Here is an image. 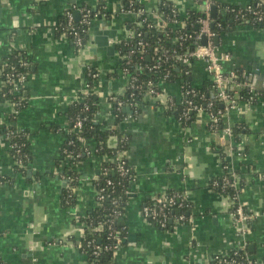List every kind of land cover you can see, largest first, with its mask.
<instances>
[{
	"label": "crops",
	"instance_id": "obj_1",
	"mask_svg": "<svg viewBox=\"0 0 264 264\" xmlns=\"http://www.w3.org/2000/svg\"><path fill=\"white\" fill-rule=\"evenodd\" d=\"M141 1L148 13H158L166 2L183 18L202 10L197 0ZM215 1L242 8L254 2ZM81 4L96 15L88 41L78 50L57 32V24L67 9ZM123 5L124 0H0V65L14 51H23L31 62L27 104L14 122L13 105L2 98L0 80V264H92L77 244L82 219L97 206L94 180L106 158L97 154L96 142L86 141L89 153L79 166L71 201L60 175L62 151L72 127V105L86 97L97 102L95 123L117 128L109 98L126 92L118 46L135 19L122 11ZM218 38L219 52L229 55L224 69L254 72L264 91V22L234 26ZM190 80L196 88L213 84L205 62L190 64ZM162 89L165 97L181 101L180 82ZM162 104L145 96L139 106L126 109L129 116L119 126L129 137L126 159L134 179L122 218L126 235L113 264H206L240 248L244 240L230 215V201L211 187L223 175L222 153L240 187L239 201L259 214L245 241L250 258L264 264V101L240 103L225 116V126L242 125L239 141L211 132L204 115L182 125ZM10 124L29 133L24 171L16 169L4 138L3 128ZM171 191L186 196L189 221L164 230L144 220L141 208Z\"/></svg>",
	"mask_w": 264,
	"mask_h": 264
},
{
	"label": "trees",
	"instance_id": "obj_2",
	"mask_svg": "<svg viewBox=\"0 0 264 264\" xmlns=\"http://www.w3.org/2000/svg\"><path fill=\"white\" fill-rule=\"evenodd\" d=\"M133 5L128 7L129 0H124L123 8L128 13H137L139 11H145L146 13L142 14L140 17H135L134 21L130 24V31H134L135 35L130 40H123L119 46L118 50L121 51L122 55H130L128 58L130 63L129 65H124L122 62V67H126L130 71V75L136 78L135 85L138 86L136 89L128 88L126 92L121 96H111L109 102L112 108V114L114 117V125L117 127L113 129L112 127L100 126L95 123V115L97 113V102L93 96L86 97L80 102H75L72 105V127L66 135V141L63 146L62 151V174L66 178L70 177L72 179L71 187L74 189L77 186L79 178V166L83 163L85 157L89 153L86 146V141L93 140L96 142V152L100 156H104L106 159L101 165L100 172L95 178L96 189L104 188L105 199L101 202V205H97L94 211L87 217L83 218L82 221L86 225L87 236L90 234L89 229L93 228L99 222H105L114 211H120L121 216L116 218V230H118L121 235L124 237L126 235L125 228L123 226L122 218L126 211V205L128 200V190L131 181L134 179V172L130 169L128 175L123 176L121 172L116 168V165L110 162V158L116 154L119 150L128 151L129 140L125 143L119 142V145L116 149H111L107 145V141L115 136L119 140L121 139L122 132H120L119 126L124 122V120L129 116L126 112V109L130 107L134 109L137 105L139 106L142 103V99L146 96L147 93V83L153 81L155 84H158L160 81H165V83L170 82H180L181 85L194 88L198 93L204 94L205 99L201 100L199 97L192 98L193 101L205 107L208 102L213 104L211 111L215 114L221 110L225 111L222 103L217 99L213 85L204 86L202 88H196L192 85L190 80V68L185 64H181L176 55H181L185 52L186 49L192 50L196 45V35H197V23L199 18H201L203 12L194 11L189 12L187 17L183 18L178 14L176 7L166 2L158 10V13L163 17L168 19V25L164 27L154 26L156 21L149 16V13L146 11L142 1L133 0ZM202 3V0L199 1ZM255 4V1L252 3ZM78 6H86L90 8L93 12V15L96 12L92 7L87 6L86 4H81ZM232 7V6H220L217 4V14L214 15V27L213 31L217 36L225 34L227 31L231 30L234 26H238L239 23L234 21L233 16L230 13H225L226 18L222 16L221 11L223 8ZM247 15V14H246ZM176 22V23H175ZM184 23V26H179L177 24ZM264 22H256L253 26L258 27ZM67 17L65 13L59 18L57 24V32L60 34L66 35L71 41H73L72 34L66 26ZM76 27L79 30H82L85 27L81 23H76ZM89 30V28H88ZM184 36L183 40H179V37ZM88 41V34H83V43L86 44ZM138 42H142L144 47H140ZM166 52V53H165ZM165 54V55H164ZM153 57V58H152ZM23 59L29 63L28 68H23L20 66V60ZM30 60L28 56L23 51H14L9 54L3 60L0 65V79H4V75L8 72H11V67H14L15 72L22 71L24 73L30 74ZM159 64V69L155 72L151 69L154 65ZM138 66L141 69H137ZM237 71L240 78H243L245 71L242 69H234ZM251 72V71H249ZM169 75L168 78H165V75ZM257 86L259 91V100H251L248 90H240V100L241 102H249L252 105L257 104L259 101H264V91L261 86V79L258 75ZM128 81V80H127ZM26 89V88H25ZM25 89L22 92L24 102L23 105L27 104V96L25 95ZM158 90L162 91V87H157ZM7 91V88L2 87V92ZM133 95V96H132ZM13 95L8 94L4 100L14 102ZM250 99V100H249ZM121 103V106L119 104ZM23 106V107H24ZM184 110V105L177 104L171 108L170 113H173L176 118L182 123V125L190 124L192 121L197 119L196 112L189 114V120H185L181 115ZM131 112V111H130ZM83 119V124L81 129L75 130L74 124L77 119ZM16 118L11 116V121H15ZM224 118L218 120L215 123L218 131L225 127ZM4 133L7 130L12 131V141L25 144L24 151L28 154V145H29V133L25 130H18L14 124H10L7 127L3 128ZM232 137L234 140L239 141V133L242 132V125H236L233 127ZM129 138V137H128ZM13 157H15L14 152L11 150ZM222 157V166H223V175L214 179L211 182V187L213 190L222 193L226 197H234L239 192L238 187L234 186L235 175L229 171L228 160L225 159V153L221 154ZM29 164V154L27 160L24 162V170ZM16 169L18 167L16 166ZM23 170V171H24ZM106 170V174H103V171ZM18 171H22L19 170ZM225 179L227 182H225ZM107 180L112 181L113 185H107ZM240 188V187H239ZM65 197L68 198L67 188L65 187ZM174 191L168 192L173 193ZM183 194L182 192H178ZM73 196L70 198L72 201ZM113 199L117 200V204H113ZM148 202V201H147ZM146 202V203H147ZM190 212V204L186 206L183 210L175 209L174 213H182L186 217ZM172 225H169L167 229H171ZM101 243L113 244L114 240H107L106 233L100 236ZM236 252V255H233ZM233 256L237 260H241L244 264L245 255L242 251L234 250L228 254ZM90 260V256H88ZM99 264H113L112 258L109 256H104L100 259Z\"/></svg>",
	"mask_w": 264,
	"mask_h": 264
},
{
	"label": "built area",
	"instance_id": "obj_3",
	"mask_svg": "<svg viewBox=\"0 0 264 264\" xmlns=\"http://www.w3.org/2000/svg\"><path fill=\"white\" fill-rule=\"evenodd\" d=\"M141 1V0H140ZM200 0H197L199 2ZM255 4H249L245 7H227L223 8L225 13H230L234 19L237 21L239 25H253L256 22H261L264 20V0H254ZM133 0H129L128 7L133 5ZM202 9V16L199 18L197 23V35H196V45L190 50L186 49L185 52L181 55H176L177 60L181 64H185L189 66L194 61H203L206 64L208 72L213 76V88L216 93L217 99L222 103L225 108V111L219 110L216 114L211 111L213 104L208 102V104L203 107L201 105L196 104L192 98L199 97L201 100L205 99L204 94L198 93L194 88L186 87L181 85L182 89V99L179 103L172 98H168L164 96L163 89L162 91L158 90L157 87H162L165 81H160L158 84H155L153 81H149L146 85L147 93L146 96H150L153 99L158 100L162 105L170 110L177 104L184 105V110L182 112V117L185 120H189V114L196 112L198 116H206L208 121V126L211 132L221 133L223 136L227 138L232 137V130L230 127L225 126L223 129L218 131L215 123L218 122L219 119L225 118L228 112L236 108L240 103H245L248 106H253L249 102H241L240 100V90L246 89L250 94L251 100H257L259 98V91L257 86V78L254 72L245 71V75L243 78H240L237 71L230 70L226 71L224 69V62L229 60V55L219 52L217 45L214 43V38L219 37L213 31L214 27V15H212V8L216 6L215 0H202V3L199 2ZM178 14H180L179 10L176 8ZM78 11L80 13L79 21L75 20V12ZM122 11L126 14H133L135 17H140L142 14L146 13L144 10L139 11L137 13H128L122 8ZM247 14V15H246ZM65 15L67 17L66 26L72 34L73 44L76 49L82 50L85 46L83 43V34H89L88 28L96 14L93 15V12L90 8L86 6H77L72 5L69 9L65 11ZM149 16L153 18L156 23L154 26L164 27L168 25V19L163 17L161 14L157 12H150ZM76 23H81L85 27L82 30H79L76 27ZM176 23V22H175ZM179 26H184V23L177 24ZM135 35L134 31H129L128 36L125 40H130ZM203 37L207 38V43L202 44ZM184 36L179 37V40H183ZM121 43V42H120ZM140 47H144L142 42H138ZM166 53V52H165ZM119 54L122 58V62L124 65H129V57L130 55H122L119 50ZM165 55V54H164ZM153 58V57H152ZM20 66L23 68H28L29 63L23 59L20 61ZM11 72H8L4 75V79L1 80L2 87L7 88V91H3L1 96L5 98L8 94L13 95L14 102L13 111L11 116L16 118L19 112L23 108L24 98L22 95L23 90L25 89L27 77L29 73H24L22 71L15 72L14 67H11ZM137 69H141L138 66ZM151 69L155 72L159 69V64L154 65ZM122 73L127 78V88L136 89L138 88L135 85L136 78L130 75V71L126 67H122ZM169 75H165V78H168ZM133 96V95H132ZM111 98V97H110ZM109 98V99H110ZM249 99V100H250ZM259 100V99H258ZM121 106V103L119 104ZM127 119V118H126ZM125 119V120H126ZM124 120V121H125ZM83 124V119L78 118L74 124V129H81ZM4 138L8 143V147L15 154L14 160L15 165L19 170H24V162L28 158L27 152L24 151L25 144L19 143L16 141H12V131L7 130L4 133ZM118 139V138H117ZM129 140L126 134H122L121 139H118L119 142L125 143ZM116 147V148H117ZM115 148V149H116ZM126 154L124 150H119L113 155L109 160L111 163L116 165V168L121 172L123 176L128 175L130 173V167L128 166ZM103 174H106V170L103 171ZM233 174V173H232ZM63 179L66 180V188L68 193V198L72 197L74 193V189L70 186L72 179L70 177L66 178L62 173L60 174ZM234 177V175H233ZM225 182L226 179H225ZM236 184V183H234ZM107 185H113L112 181L107 180ZM237 186V185H234ZM228 198V197H227ZM105 199L104 188H100L97 190L96 194V202L97 205H101V202ZM231 204L230 215L234 222L238 225L239 236H241L244 240L243 244L240 248L236 249L242 251L245 255L244 264H256V262L250 258L247 252V244L245 238L247 234L250 232L251 222L258 217L259 214H254L250 212L245 203L239 201V192L236 196L228 198ZM68 200V199H67ZM68 202V201H66ZM112 203L117 204V200L113 199ZM186 206H189V202L184 194H180L178 192L173 193H163L160 196L152 197L147 203H145L141 208V214L144 220L149 223L155 224L161 229L168 230L167 227L169 225L176 226L179 224H185L189 221V217H186L182 213H174L175 209L183 210ZM121 216V212L115 210L114 214L110 216L105 222L97 223L93 228L89 229L90 234L87 236L86 225L83 224V233L80 238L77 247L78 249L87 257L90 256V262L92 264H99V261L104 256H109L114 259L119 248L121 247L125 236L123 237L121 233L116 230V218ZM106 233L107 240H114L113 244L109 243H101L100 236L103 233ZM233 255H236L234 252ZM206 264H242L241 260H237L233 258V256H229L228 254L219 255L214 257L210 262Z\"/></svg>",
	"mask_w": 264,
	"mask_h": 264
},
{
	"label": "water",
	"instance_id": "obj_4",
	"mask_svg": "<svg viewBox=\"0 0 264 264\" xmlns=\"http://www.w3.org/2000/svg\"><path fill=\"white\" fill-rule=\"evenodd\" d=\"M216 6H214L213 8H212V15H215V12H216ZM79 19H80V13L78 12V11H76L75 12V20L76 21H79ZM218 37H215L214 38V43L217 45L218 44ZM207 43V38L206 37H203V39H202V44H206ZM107 144H108V147L109 148H111V149H115L116 147H117V144H118V139H117V137H115V136H113V137H111L109 140H108V142H107Z\"/></svg>",
	"mask_w": 264,
	"mask_h": 264
}]
</instances>
